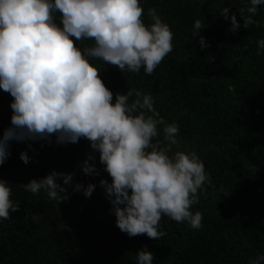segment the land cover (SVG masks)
Wrapping results in <instances>:
<instances>
[{
  "label": "trees",
  "instance_id": "16d2710c",
  "mask_svg": "<svg viewBox=\"0 0 264 264\" xmlns=\"http://www.w3.org/2000/svg\"><path fill=\"white\" fill-rule=\"evenodd\" d=\"M140 2L145 13L154 7L170 25L172 52L151 76L143 68L137 74L121 73L101 61L93 63L113 92V102L128 87L152 93L160 117L178 124L181 149L193 150L203 160L211 184H205L199 203L190 209L202 213V227L192 229L162 216L165 236L130 238L115 226L99 186L100 179L110 181L99 154L94 161L99 175H86L79 167L91 154L86 139L66 145L55 143L54 136L51 142L10 141L0 179L11 184L10 198L19 210L0 223V264H136L135 254L144 245L153 253V264H248L264 254V55L256 54L264 23L229 31L230 20L219 10L228 7L242 24L238 10L244 0ZM257 8L254 19L264 22V6ZM141 18L151 22L146 15ZM195 19L205 27L197 37L192 35ZM199 36L207 47L201 49ZM11 100L0 90V137L10 126ZM21 151L29 163L20 160ZM52 170L74 173L72 185L95 184L91 197L58 181L68 199L57 205L44 190L32 194L22 187Z\"/></svg>",
  "mask_w": 264,
  "mask_h": 264
},
{
  "label": "clouds",
  "instance_id": "9594fccd",
  "mask_svg": "<svg viewBox=\"0 0 264 264\" xmlns=\"http://www.w3.org/2000/svg\"><path fill=\"white\" fill-rule=\"evenodd\" d=\"M257 6H264V0H244L238 10L242 24L228 7L219 13L235 33L264 23L254 19ZM145 15L148 24L141 18ZM203 28L201 19H195L193 37ZM173 39L170 25L154 7L145 13L140 0H0V90L12 97L10 126L0 137V165L10 155V141L51 142L54 136L55 143L66 145L84 138L91 154L79 167L86 175H99L94 163L99 154L110 177L100 179L99 186L122 233L158 240L166 235L162 216L200 229L202 213L190 209L199 203L205 184H211L203 160L195 151L181 149L178 124L160 117L152 93L128 87L113 102V92L93 63L115 66L121 73L137 74L143 68L151 76L172 52ZM89 40L90 45L83 43ZM199 45L208 46L205 37L199 36ZM256 45V54L264 55V37ZM19 158L30 161L25 151ZM73 178L74 173L52 170L22 187L32 194L44 190L58 205L68 199L62 181L90 198L96 185H72ZM10 185L0 179V223L19 210ZM135 258L136 264L154 260L146 245ZM248 264H264V254Z\"/></svg>",
  "mask_w": 264,
  "mask_h": 264
}]
</instances>
